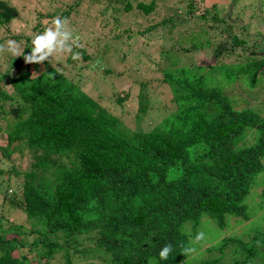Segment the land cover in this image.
<instances>
[{
    "label": "trees",
    "instance_id": "obj_1",
    "mask_svg": "<svg viewBox=\"0 0 264 264\" xmlns=\"http://www.w3.org/2000/svg\"><path fill=\"white\" fill-rule=\"evenodd\" d=\"M174 1L175 11L207 24L237 20L239 0L224 11L226 18L217 5L199 15L196 0ZM156 3L138 2L136 8L150 15ZM132 9L127 2L125 10ZM18 16L16 7L0 0V26ZM173 19L141 34L150 37ZM208 27L180 32V38L190 49L211 47L215 35ZM31 46H24L25 54ZM214 47L213 60L188 66H177L176 52L187 51L185 46L164 53L161 81L175 106L146 130L128 127L65 74L50 78L54 69L47 61L41 68L22 57L10 59L0 78V114L11 101L16 118L4 131L0 154L29 158L22 197L9 200L15 217L5 220L4 209L0 218V264H55L59 255L62 264H264L263 109L238 108L241 99L227 94L239 79L249 90L264 87V59L219 63L230 47ZM73 52L88 57L85 48ZM145 85L138 92L139 122L152 102ZM16 170L12 165L7 172L22 173ZM4 173L0 168V184ZM259 186L262 191L252 196ZM205 226L215 237L183 256L181 247ZM166 244L173 251L160 260Z\"/></svg>",
    "mask_w": 264,
    "mask_h": 264
},
{
    "label": "rangeland",
    "instance_id": "obj_2",
    "mask_svg": "<svg viewBox=\"0 0 264 264\" xmlns=\"http://www.w3.org/2000/svg\"><path fill=\"white\" fill-rule=\"evenodd\" d=\"M4 1L16 7L19 16L9 25L0 26L1 43L11 38L20 42L24 48L28 43L31 44L33 34L43 32L55 16L68 18L73 35L79 37V48H85L88 57L80 55L79 60H73L71 54L56 55L47 61L49 66L60 67L69 80L111 112L119 115L123 122L134 130L153 127L162 120L165 108L171 110V107L175 106L169 86L161 81L164 65L160 62L164 59L165 52H171L177 46H185L187 51L176 52L177 66H188L202 63L204 59L213 60L211 50L213 51L219 42H224L229 45L231 53L219 63L237 64L264 59V0H239L233 9L237 20L228 19L226 23L210 21L208 24L200 18L186 16L183 11H175L172 7L174 0H157L155 11L150 15L143 14L136 5L138 2L149 3L151 0ZM232 1L196 0L200 12L198 14L202 15L204 10L217 5L220 17L226 18L224 11L228 10ZM127 2H130L134 9L126 11ZM177 14L183 15V18L176 21L173 15ZM171 19L174 24L169 21L164 23L151 31L150 37L141 34L147 27ZM201 25L210 26L209 33L215 35L213 46L201 50L190 49V43H185L183 38H180V32L196 31ZM229 29L231 31H228ZM234 36L246 43L236 44ZM11 58L10 54H0V78L12 64ZM40 66L44 68V64ZM21 70L26 71V66L23 65ZM30 70L36 73L33 76L39 74L33 68ZM143 84H146L152 102L149 113L139 122L135 116L138 113V92ZM5 91L12 93L13 88L7 85ZM227 94L241 99L238 108L260 107L264 114L263 85L260 89L249 90L239 79ZM3 108L4 113L0 114V126L3 131H0V146L7 144L4 131L9 121L16 118L11 112V101L5 103ZM13 154L11 160L0 154V168L5 170L0 184V218L4 215V209H7L9 214L4 216L5 220L10 221L15 217V213L9 211V200L12 197H22L23 173L28 170V156L21 155V152ZM12 165L16 167L17 173H22L18 176L9 175L7 171ZM262 188L256 187L252 196H257V192H261ZM201 231L205 233V237H215L210 236L206 226ZM59 259L60 255L52 263L62 264Z\"/></svg>",
    "mask_w": 264,
    "mask_h": 264
},
{
    "label": "clouds",
    "instance_id": "obj_3",
    "mask_svg": "<svg viewBox=\"0 0 264 264\" xmlns=\"http://www.w3.org/2000/svg\"><path fill=\"white\" fill-rule=\"evenodd\" d=\"M79 37L73 35L70 28V21L66 17L55 16L49 25L41 33L33 34L31 41V50L25 54V49L21 43L14 39H6L0 43V54H10L12 57H22L25 64H43L45 61L56 55L71 54L73 60H79L80 54L73 52L75 47H79ZM53 72L48 73L50 78L54 79L55 74L62 73L60 67L52 65ZM36 73L33 72L32 75ZM205 239L203 231L198 232L194 239L188 245L181 247L183 256H190L196 252L195 245L200 244ZM259 244V242H257ZM173 251L171 244L164 245L159 251L160 260H167Z\"/></svg>",
    "mask_w": 264,
    "mask_h": 264
}]
</instances>
